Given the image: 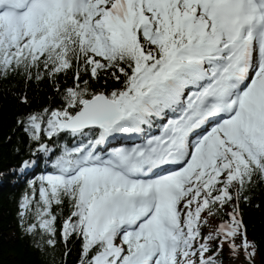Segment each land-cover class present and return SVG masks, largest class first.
<instances>
[{
    "label": "snow or ice",
    "instance_id": "6c2138e0",
    "mask_svg": "<svg viewBox=\"0 0 264 264\" xmlns=\"http://www.w3.org/2000/svg\"><path fill=\"white\" fill-rule=\"evenodd\" d=\"M13 75L60 99L16 119L19 168L43 162L17 213L37 251L62 242L67 264L75 237L77 264H222L227 243L251 264L240 203L264 184V0H0V81Z\"/></svg>",
    "mask_w": 264,
    "mask_h": 264
},
{
    "label": "trees",
    "instance_id": "16d2710c",
    "mask_svg": "<svg viewBox=\"0 0 264 264\" xmlns=\"http://www.w3.org/2000/svg\"><path fill=\"white\" fill-rule=\"evenodd\" d=\"M72 77L73 72L69 71L67 75H59L55 83L61 89L71 87L74 84ZM91 83L94 88L105 87L107 90L118 86L110 79L105 83L103 77L99 82ZM25 93L29 100L28 104L21 103L17 98L18 95ZM59 103L55 85L48 79H43L39 84L30 81L25 85L22 77L13 75L0 81V264H65L63 243L58 242L55 249L46 248L43 253L37 251L32 246V238L24 234L17 215L19 201L27 191L25 173L19 165L22 160L30 157L28 145L25 142L26 137L20 126L16 124V119L33 110L45 106H56ZM245 194L251 199L249 203L241 201L240 212L246 227L247 239L256 245L251 264H264V184L253 187ZM55 211L58 213L56 227L59 241V228L69 211L67 202L62 212L59 209ZM217 223L218 218L212 219L210 226L205 227L203 232L206 234ZM235 242L240 244V238L237 237ZM81 243L82 241L75 237L68 241L67 247L70 254L66 258L67 264H77ZM215 250L213 247V251ZM218 259L222 260V264H249L243 250L233 256L227 243L223 245Z\"/></svg>",
    "mask_w": 264,
    "mask_h": 264
}]
</instances>
